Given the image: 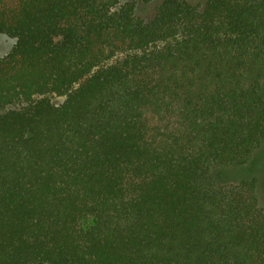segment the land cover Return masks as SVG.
I'll return each mask as SVG.
<instances>
[{"label": "trees", "instance_id": "trees-1", "mask_svg": "<svg viewBox=\"0 0 264 264\" xmlns=\"http://www.w3.org/2000/svg\"><path fill=\"white\" fill-rule=\"evenodd\" d=\"M0 32V264H264V0H0Z\"/></svg>", "mask_w": 264, "mask_h": 264}, {"label": "rangeland", "instance_id": "rangeland-1", "mask_svg": "<svg viewBox=\"0 0 264 264\" xmlns=\"http://www.w3.org/2000/svg\"><path fill=\"white\" fill-rule=\"evenodd\" d=\"M204 1V0H201ZM150 7L148 6V8L145 6H141L139 11L142 13H145L147 11V9H149ZM16 40L12 37H9L8 35L1 33L0 32V57L4 56L5 54H7L13 47V45L15 44ZM59 101H62V98H58ZM262 202H264V193H262Z\"/></svg>", "mask_w": 264, "mask_h": 264}]
</instances>
